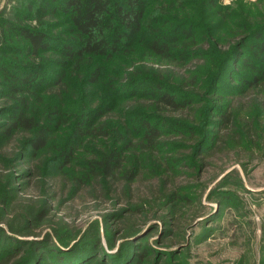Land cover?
<instances>
[{
	"label": "rangeland",
	"instance_id": "374dc122",
	"mask_svg": "<svg viewBox=\"0 0 264 264\" xmlns=\"http://www.w3.org/2000/svg\"><path fill=\"white\" fill-rule=\"evenodd\" d=\"M43 1L0 0V56L33 73L34 95L26 93L29 113L43 121L50 113L54 127L35 151L22 131L0 138V261L28 254L34 247L26 241L37 240L41 247L51 245L39 264H49V251L59 249L64 264H93L101 256L108 264H264V89L238 79L235 60L228 57L231 43L212 36L218 28L233 30L246 17L264 15V0H214L203 9L198 0H170L171 21L181 23L179 31L191 27L202 55L184 62L157 60L143 44L129 55L95 60L104 65L95 83L88 80L85 64L75 70L59 61L64 58L60 44L71 38L64 15L56 11L43 17L51 46L34 55L6 26L37 24L29 6ZM126 77L156 78L186 102L185 108L154 110L148 93ZM13 81L0 70V109L12 103L7 92ZM111 81L121 86L113 88ZM87 110L93 115L90 130L97 129L83 137L75 130V116ZM223 112L231 117V130L218 120ZM9 116L1 110L0 124ZM141 119L159 129L153 144L143 135ZM109 145L123 151L106 191L104 178L96 182L84 176L87 161ZM64 147L73 150L66 164L60 157ZM171 191L173 197H166ZM30 203L47 210L35 228L34 222L17 218ZM139 203L143 208L134 210ZM54 230L68 241L81 238L85 247L68 250ZM6 237L15 238L14 248L4 243ZM96 240V249L84 255Z\"/></svg>",
	"mask_w": 264,
	"mask_h": 264
},
{
	"label": "trees",
	"instance_id": "16d2710c",
	"mask_svg": "<svg viewBox=\"0 0 264 264\" xmlns=\"http://www.w3.org/2000/svg\"><path fill=\"white\" fill-rule=\"evenodd\" d=\"M52 1L55 3V6L52 8H50L47 0L34 7L29 6V11L34 13L33 18L38 19V23L34 26H19L14 23H6V26L13 28V31L24 40L27 44L25 46L26 52L34 55L38 52L46 51L51 46V40L43 29V17L49 16L56 11L64 15L70 23L71 38L66 39L60 44V50L64 58L59 61L64 66H68L70 63L69 65L75 70H78L82 64H85L86 73L89 74L88 80L92 83L98 81L104 69V65L95 60L102 59L107 61L120 55H129L135 48H142L143 44L145 53L157 60L170 61L172 59L173 61L184 62L193 54L202 55L203 53L199 49L201 43L197 40V36L191 27L179 31L181 23L171 21L174 15L173 13L170 14L168 8L169 5L172 7L170 0ZM212 2L214 0H198V4H201V9L207 8V5L212 4ZM213 5L215 6L216 4ZM217 11L222 18L225 17L220 8ZM234 27L236 28L233 30H229L226 27L223 31L222 28H218L215 32L216 36L212 35L213 39L215 42L221 40L227 42V44L231 43L232 51L228 57L235 60V67H241L239 71L235 67H232L233 72L239 77V80L245 82L249 87L262 90L264 89V15L256 19L246 17L240 20ZM220 30L222 31L221 33L218 32ZM21 66V64L5 56L3 58L0 56V70L14 80L8 84L7 92V94L11 95L12 103L7 109H0V111L10 112L6 124H0V138H7L15 131H22L29 135L24 140L25 143L29 144V147L35 151L43 148L48 138L47 135L53 131L54 127H50V113H48L46 121H43L34 113H29L28 100L30 95H34V90H31V88L36 84L37 80L36 77L33 78L32 72L22 71ZM155 80L156 78H145L141 81L135 79L130 81L126 77L128 84L131 83L134 87L142 89L140 92L148 93L147 95L151 99V103L155 106L154 110L161 108L180 110L185 108L186 102L184 100H180L170 89L165 88L160 81ZM111 86L115 88L121 85L115 86L113 83ZM122 86L121 89H125V84ZM26 93L29 96H26ZM193 110L191 108L188 115L193 116ZM88 111L80 112L75 116L77 123L75 130L83 137L87 133L95 135V130L97 129L94 126L91 128L94 132L90 130L93 115ZM220 116L221 118L218 120H220L224 127L231 130V117L224 112ZM180 124L188 127L187 130H192L190 124L179 121L177 125ZM140 125L143 127V135L147 143L153 144L156 136L159 135L158 127L150 122L146 123L142 119L140 120ZM72 151L70 148L65 147L61 150L60 157L64 158L63 164L71 160ZM122 151V147L116 145L106 146L97 158H91L87 161V171L84 178L89 177L96 182H100L98 179L104 178L102 182L103 186L106 191H111L106 179L113 180L115 178V171L121 165ZM132 176L133 174L130 173L128 177L131 178ZM173 195V191H171L165 196L173 197ZM143 201L150 205L148 201ZM143 206V203H139V208L134 207V210H141ZM46 212V208H36L30 203L17 213V218L23 223L32 224L34 222L35 228L45 219ZM53 236H55L59 244L67 246L68 250L70 248L75 250L79 247H85L84 243L80 241L81 238L73 242L68 241L57 230H54ZM26 242L27 246L33 245L34 247L28 254L19 257H15L14 255L16 254H13V256L0 261V264L41 263L40 259L45 258L47 247L51 246L50 243H47V247H41L37 240H27ZM4 243L7 247L14 248L13 243H16L15 238L6 237ZM52 243L56 246V249L59 248L56 242ZM23 245L21 244V247ZM97 245L98 240L93 244L95 247L93 250H90V252L83 251L84 255L87 256L93 252ZM21 247H18L16 250ZM2 255L0 254V259ZM71 255L70 258H72ZM49 256L52 258L49 264L68 263L63 260L60 249L54 250V252L49 251ZM94 256L97 257L98 254ZM99 259V261H95L93 264H108L104 261L105 257L101 256ZM79 264L87 263L79 262Z\"/></svg>",
	"mask_w": 264,
	"mask_h": 264
}]
</instances>
